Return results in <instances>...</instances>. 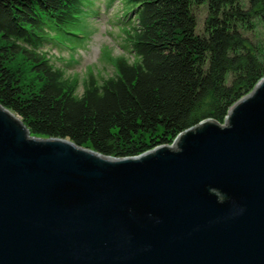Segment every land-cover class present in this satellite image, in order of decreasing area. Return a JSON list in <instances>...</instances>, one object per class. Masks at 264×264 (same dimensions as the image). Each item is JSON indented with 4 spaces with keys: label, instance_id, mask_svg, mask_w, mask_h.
Returning <instances> with one entry per match:
<instances>
[{
    "label": "water",
    "instance_id": "obj_1",
    "mask_svg": "<svg viewBox=\"0 0 264 264\" xmlns=\"http://www.w3.org/2000/svg\"><path fill=\"white\" fill-rule=\"evenodd\" d=\"M0 264H264V77L223 123L131 157L0 104Z\"/></svg>",
    "mask_w": 264,
    "mask_h": 264
},
{
    "label": "trees",
    "instance_id": "obj_2",
    "mask_svg": "<svg viewBox=\"0 0 264 264\" xmlns=\"http://www.w3.org/2000/svg\"><path fill=\"white\" fill-rule=\"evenodd\" d=\"M80 1L0 0V104L33 135L137 156L206 118L223 123L264 77V44L246 36L264 22V0H125L136 20L127 32L135 60L112 58L113 73L89 75L78 93L42 47L80 29ZM18 55L31 63L37 88L11 68Z\"/></svg>",
    "mask_w": 264,
    "mask_h": 264
},
{
    "label": "rangeland",
    "instance_id": "obj_3",
    "mask_svg": "<svg viewBox=\"0 0 264 264\" xmlns=\"http://www.w3.org/2000/svg\"><path fill=\"white\" fill-rule=\"evenodd\" d=\"M80 3L83 4L77 14L78 21H81L78 25L85 37L62 35L63 38L59 36L62 41L57 45L50 43L42 47L44 51H50L55 65L64 70L66 79L76 86L78 93H81L82 83L89 75L98 79L113 73L112 58L124 55L129 61L135 60L127 41V32L136 24L133 10L126 11L125 0H81ZM197 15L201 27L205 7L198 8ZM246 36L255 44H264V22L257 21ZM10 66L20 72L23 86H39V77L32 70L31 63L22 56L12 59Z\"/></svg>",
    "mask_w": 264,
    "mask_h": 264
},
{
    "label": "bare ground",
    "instance_id": "obj_4",
    "mask_svg": "<svg viewBox=\"0 0 264 264\" xmlns=\"http://www.w3.org/2000/svg\"><path fill=\"white\" fill-rule=\"evenodd\" d=\"M18 117V116H17ZM18 119L20 120V118L18 117Z\"/></svg>",
    "mask_w": 264,
    "mask_h": 264
}]
</instances>
